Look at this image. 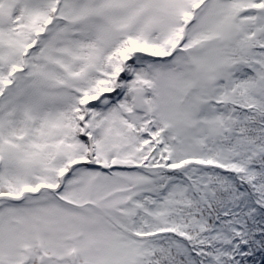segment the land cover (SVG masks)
Returning <instances> with one entry per match:
<instances>
[{"label": "snow or ice", "instance_id": "snow-or-ice-1", "mask_svg": "<svg viewBox=\"0 0 264 264\" xmlns=\"http://www.w3.org/2000/svg\"><path fill=\"white\" fill-rule=\"evenodd\" d=\"M0 264H264V0H0Z\"/></svg>", "mask_w": 264, "mask_h": 264}]
</instances>
